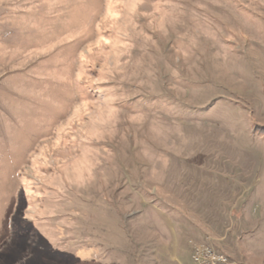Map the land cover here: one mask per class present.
<instances>
[{
  "label": "rangeland",
  "instance_id": "obj_1",
  "mask_svg": "<svg viewBox=\"0 0 264 264\" xmlns=\"http://www.w3.org/2000/svg\"><path fill=\"white\" fill-rule=\"evenodd\" d=\"M196 243L264 264V0H0V264Z\"/></svg>",
  "mask_w": 264,
  "mask_h": 264
},
{
  "label": "built area",
  "instance_id": "obj_2",
  "mask_svg": "<svg viewBox=\"0 0 264 264\" xmlns=\"http://www.w3.org/2000/svg\"><path fill=\"white\" fill-rule=\"evenodd\" d=\"M190 250L189 264H234L229 257L209 244L196 243Z\"/></svg>",
  "mask_w": 264,
  "mask_h": 264
},
{
  "label": "crops",
  "instance_id": "obj_3",
  "mask_svg": "<svg viewBox=\"0 0 264 264\" xmlns=\"http://www.w3.org/2000/svg\"><path fill=\"white\" fill-rule=\"evenodd\" d=\"M174 264H181V262H180V260L176 257V258H174V260L172 259L171 260ZM170 261V262H171ZM189 261H190V257H189Z\"/></svg>",
  "mask_w": 264,
  "mask_h": 264
}]
</instances>
